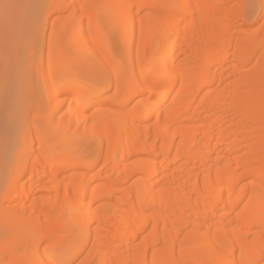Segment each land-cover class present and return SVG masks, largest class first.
Returning <instances> with one entry per match:
<instances>
[{
    "label": "bare ground",
    "instance_id": "6f19581e",
    "mask_svg": "<svg viewBox=\"0 0 264 264\" xmlns=\"http://www.w3.org/2000/svg\"><path fill=\"white\" fill-rule=\"evenodd\" d=\"M259 3L57 0L47 10V50L55 40L59 60L65 35L78 65L47 58L35 70L54 131L10 134L4 201L22 264H76L84 251L77 264H264V30L258 9L252 22L246 14ZM39 192L46 200L27 216Z\"/></svg>",
    "mask_w": 264,
    "mask_h": 264
},
{
    "label": "rangeland",
    "instance_id": "374dc122",
    "mask_svg": "<svg viewBox=\"0 0 264 264\" xmlns=\"http://www.w3.org/2000/svg\"><path fill=\"white\" fill-rule=\"evenodd\" d=\"M72 1L70 0V2ZM55 2L57 0H0V264L23 263L21 250L15 247L13 236L8 235L9 227L12 228V226L7 220L8 203H5L6 194L9 192V181L14 174L12 173L14 172V155L16 154L14 135L21 130L22 126L26 135H31L35 131L39 133H44L46 130L52 132L55 128L44 120L49 106L43 104L39 108L37 104L39 98L36 96L35 70L43 64L42 71L46 72L49 66L47 58L53 60L52 64L53 62L56 64L65 63L67 67L72 68L78 65L75 59L77 52L75 42L73 43L64 35L60 40L63 51L58 56L60 59L55 61L54 51L57 48L55 40L51 44V50L48 51L45 45L49 28L44 38L40 35L46 12L55 6ZM4 3H9L14 7L6 11L2 7ZM246 14L248 19L251 9ZM58 20V15L50 16V28L54 23H58ZM98 20L102 24L103 31H112L101 16L98 17ZM248 21L252 22L253 20L251 18ZM40 46H42V50L39 48ZM49 52L51 54L48 56ZM41 57L45 59L42 63L39 62ZM107 93L103 94L104 99H107L111 92ZM66 110L68 109L64 107L57 114L61 115ZM23 120L25 121L24 125L22 124ZM6 136L10 140L4 138ZM27 179L28 176L20 178V181L16 182V188H19L22 182L24 183ZM45 197H47V192H39L26 201L27 216L30 214L32 205L46 200ZM9 198L11 197L9 196ZM86 253L87 251H84L78 260H81ZM78 260L76 264L80 261Z\"/></svg>",
    "mask_w": 264,
    "mask_h": 264
},
{
    "label": "snow or ice",
    "instance_id": "6c2138e0",
    "mask_svg": "<svg viewBox=\"0 0 264 264\" xmlns=\"http://www.w3.org/2000/svg\"><path fill=\"white\" fill-rule=\"evenodd\" d=\"M2 7L7 11L9 8L14 7V5H11L9 3H4ZM39 7V6H38ZM249 8L251 9V14L248 17V20H251L252 16H255L257 14V9L259 10V19L257 23H259V26L262 30H264V0H260V3L257 4H251L249 5ZM52 264H71L70 261H59L54 260Z\"/></svg>",
    "mask_w": 264,
    "mask_h": 264
}]
</instances>
